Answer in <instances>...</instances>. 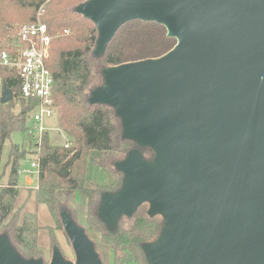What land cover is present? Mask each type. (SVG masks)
<instances>
[{"label":"water","instance_id":"obj_1","mask_svg":"<svg viewBox=\"0 0 264 264\" xmlns=\"http://www.w3.org/2000/svg\"><path fill=\"white\" fill-rule=\"evenodd\" d=\"M77 12L96 25L98 56L132 21L177 40L160 58L107 68L91 94L116 110L125 139L155 152L117 163L123 184L104 194L101 218L115 229L144 203L162 215L159 238L144 246L149 264H264V0H88ZM13 100L3 85L1 103ZM62 216L76 263L56 251L50 264H103ZM0 264L44 263L5 236Z\"/></svg>","mask_w":264,"mask_h":264},{"label":"trees","instance_id":"obj_2","mask_svg":"<svg viewBox=\"0 0 264 264\" xmlns=\"http://www.w3.org/2000/svg\"><path fill=\"white\" fill-rule=\"evenodd\" d=\"M86 1L0 0V53L15 50L19 30L34 24L39 12L48 26L53 36L48 67L55 79L54 105L60 113V129L68 141L76 142L69 147L51 144L47 132L36 150H31L32 145L25 148L11 144L4 169L10 166L8 184L0 190V235L9 237L24 259L42 258L37 239L31 238L39 230L37 213L25 212L21 223L19 214L15 215L20 192V164L28 156L35 155L40 164L35 200L48 207L57 228H64L62 215L68 213L85 230L95 247L100 242L111 248L112 264H149L144 246L159 238L164 227L163 216H151L149 203H144L132 216L120 217L116 228L110 229L99 210L104 194L115 193L122 187L124 174L116 168L117 163L134 150H139L145 160H153L155 152L125 139L116 110L107 104H92L90 98L94 90L103 86L104 70L160 58L175 47L177 40L169 37L161 24L132 21L121 27L105 53L98 56L95 54L99 38L96 25L77 12V7ZM0 75V90L5 85L17 97L5 104L0 101L1 171L4 145L13 133L27 132L34 104L20 98V78L16 70L1 68ZM16 106L19 112H15ZM90 159L100 169L109 171L110 185L88 181ZM78 192L87 203L86 217L81 223L80 213L70 206Z\"/></svg>","mask_w":264,"mask_h":264},{"label":"rangeland","instance_id":"obj_3","mask_svg":"<svg viewBox=\"0 0 264 264\" xmlns=\"http://www.w3.org/2000/svg\"><path fill=\"white\" fill-rule=\"evenodd\" d=\"M102 66H100L99 70ZM103 71V83H105ZM2 84V78L0 75V85ZM15 112H19V106H16ZM59 110H52L51 116L47 117L44 120V126L46 132L49 134L50 142L54 145H65L68 142L67 135L62 132L59 125ZM28 128L33 127L34 123L32 119H29L27 123ZM32 141V144L30 143ZM72 145H75V141H69ZM19 144L25 146V148H30L31 150H36L38 144V137L30 138L27 133L15 132L12 134L11 139L7 140L4 145L3 156H2V165L0 174H4L2 177L0 175V190L2 187H5L8 184V177L10 172V166L4 171L5 165L9 160V153L11 144ZM34 147V148H33ZM127 157V156H126ZM123 158L124 159H126ZM37 159V156L30 155L20 164L19 172V197L15 204V215L19 214V222H22V215L25 212L28 213H37L39 230L37 234L31 236L33 239H37V246L42 250L41 260L45 264H50L53 260L54 253L59 251L63 257L72 263H76V255L73 249L72 243L66 234L64 228L59 229L56 227L55 222L53 221L49 209L45 204H38L35 200V188L38 185V171L36 168H32L31 164ZM121 162V161H120ZM119 163V162H118ZM30 171L31 174L22 173V170ZM88 181L91 183H99L110 185L112 182L111 174L106 169H100L97 164L90 159L88 165ZM30 180V182L28 181ZM24 208L21 210V207ZM70 206L72 209L77 210L80 213L81 223L86 217L87 203L85 202L84 197L78 192L77 195L71 199ZM9 221V220H8ZM6 221V222H8ZM84 222V221H83ZM83 225V224H81ZM83 227H85L83 225ZM6 235H0V237H5ZM91 236L94 240L96 237L93 233ZM13 245V244H12ZM96 250L105 264H112L113 262V252L111 248L107 245L97 242Z\"/></svg>","mask_w":264,"mask_h":264},{"label":"built area","instance_id":"obj_4","mask_svg":"<svg viewBox=\"0 0 264 264\" xmlns=\"http://www.w3.org/2000/svg\"><path fill=\"white\" fill-rule=\"evenodd\" d=\"M53 36L48 26L42 21L39 12L34 24L22 27L19 30V43L15 50L0 53V69L16 70L20 78V98L34 104V112L31 114L34 126L27 129L30 138L38 137V144L42 143L46 132L44 120L51 116L54 105V75L48 67L50 49ZM1 86V85H0ZM2 89L0 90V99ZM17 97L14 95V101ZM32 144V141H30ZM72 144L68 141L65 146ZM39 174L40 164L38 157L31 164ZM22 173L31 174L22 170Z\"/></svg>","mask_w":264,"mask_h":264},{"label":"crops","instance_id":"obj_5","mask_svg":"<svg viewBox=\"0 0 264 264\" xmlns=\"http://www.w3.org/2000/svg\"><path fill=\"white\" fill-rule=\"evenodd\" d=\"M30 182V180H28ZM20 188V187H19Z\"/></svg>","mask_w":264,"mask_h":264}]
</instances>
